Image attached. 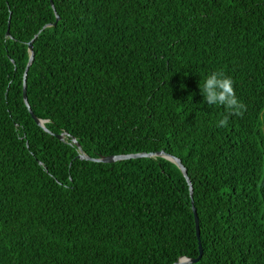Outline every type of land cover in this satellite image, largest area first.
<instances>
[{
    "label": "trees",
    "instance_id": "obj_1",
    "mask_svg": "<svg viewBox=\"0 0 264 264\" xmlns=\"http://www.w3.org/2000/svg\"><path fill=\"white\" fill-rule=\"evenodd\" d=\"M217 70L246 105L227 128ZM200 245L186 264H264V0H0V264Z\"/></svg>",
    "mask_w": 264,
    "mask_h": 264
},
{
    "label": "clouds",
    "instance_id": "obj_2",
    "mask_svg": "<svg viewBox=\"0 0 264 264\" xmlns=\"http://www.w3.org/2000/svg\"><path fill=\"white\" fill-rule=\"evenodd\" d=\"M199 90L202 103L224 109V115L216 122L217 127L227 128L230 117L240 116L246 111V105L236 94L233 78L223 70L205 74Z\"/></svg>",
    "mask_w": 264,
    "mask_h": 264
},
{
    "label": "water",
    "instance_id": "obj_3",
    "mask_svg": "<svg viewBox=\"0 0 264 264\" xmlns=\"http://www.w3.org/2000/svg\"><path fill=\"white\" fill-rule=\"evenodd\" d=\"M29 47H30V50H31V57H30V61H29L27 70L29 69V67H30V65H31V63L33 61V57H34V53L32 51L33 50V40L29 43ZM26 76H27V71L25 73V79H26ZM25 98H26L27 106H28L30 112L32 113L33 117L35 118V120L38 122V124H40L41 126L45 127L44 126L45 120L38 118L31 111V109L29 107V103L27 101L26 92H25ZM64 135L65 134L63 133V134H60L58 136L61 139H64ZM161 154L163 156H166L164 152H160V153H132V154H120V155L105 156L103 158H99V159H96V160H101V161H105V162H114V161L123 160V159H127V158H136V157H140V156H154V155H161ZM81 157L82 158H90L89 156H87L85 154H81ZM169 157L172 160H174L176 163H178L181 166V168L183 169L184 173L187 174L186 168L184 167V165L182 164V162L179 160L178 157H175V156H169ZM193 208H194V211H195V214H196V224H197L198 235H200V233H199V218H198V215H197V210H196L195 206ZM200 252H201V254L196 259H191V258H188V257H183L178 262H175L174 264H186V263H189V262H194L196 260H199L202 257V253H203V248H202L201 245H200Z\"/></svg>",
    "mask_w": 264,
    "mask_h": 264
}]
</instances>
